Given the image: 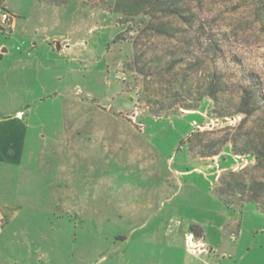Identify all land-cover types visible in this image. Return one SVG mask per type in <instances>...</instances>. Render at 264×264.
<instances>
[{
  "label": "rangeland",
  "instance_id": "rangeland-1",
  "mask_svg": "<svg viewBox=\"0 0 264 264\" xmlns=\"http://www.w3.org/2000/svg\"><path fill=\"white\" fill-rule=\"evenodd\" d=\"M18 1L0 108L66 134L13 187L26 263L264 264V0Z\"/></svg>",
  "mask_w": 264,
  "mask_h": 264
},
{
  "label": "crops",
  "instance_id": "crops-1",
  "mask_svg": "<svg viewBox=\"0 0 264 264\" xmlns=\"http://www.w3.org/2000/svg\"><path fill=\"white\" fill-rule=\"evenodd\" d=\"M19 3L18 0H0V6H5L12 15L8 27L0 23V32L5 29V33H9L13 39L25 35L26 30L23 16H17L22 15ZM25 40L27 42L29 39L25 38ZM3 45L4 43L0 48L3 52H7L8 48ZM0 58L5 59L6 55L0 54ZM0 111H2L0 112V264H38L26 263L29 259V245L35 249L37 259L44 257L45 251L38 240V232H27L21 226L19 229L13 228L14 223L24 216L22 214L24 212L20 207L21 204L15 203L12 199V191L14 185L18 183L26 186L30 183L35 186L41 185L44 189L45 181L40 175L45 171H41L38 164L44 156L43 149L46 143L58 148L65 141L66 134L59 137L44 133L33 123L31 115L26 111L18 109L14 114L3 112L5 110L1 108ZM18 112L23 114L19 116ZM54 172H59V166H56ZM53 181L49 185L55 184ZM233 238L235 237L229 236L230 240L238 244L239 237L236 240Z\"/></svg>",
  "mask_w": 264,
  "mask_h": 264
},
{
  "label": "built area",
  "instance_id": "built-area-1",
  "mask_svg": "<svg viewBox=\"0 0 264 264\" xmlns=\"http://www.w3.org/2000/svg\"><path fill=\"white\" fill-rule=\"evenodd\" d=\"M12 18V15L7 10H0V23L1 25H4V27H8L10 20ZM23 112H18V115L21 116Z\"/></svg>",
  "mask_w": 264,
  "mask_h": 264
},
{
  "label": "trees",
  "instance_id": "trees-1",
  "mask_svg": "<svg viewBox=\"0 0 264 264\" xmlns=\"http://www.w3.org/2000/svg\"><path fill=\"white\" fill-rule=\"evenodd\" d=\"M193 230H194V232H196V233L198 232L197 229H196V227H193Z\"/></svg>",
  "mask_w": 264,
  "mask_h": 264
},
{
  "label": "bare ground",
  "instance_id": "bare-ground-1",
  "mask_svg": "<svg viewBox=\"0 0 264 264\" xmlns=\"http://www.w3.org/2000/svg\"><path fill=\"white\" fill-rule=\"evenodd\" d=\"M190 238H192V235H190Z\"/></svg>",
  "mask_w": 264,
  "mask_h": 264
}]
</instances>
